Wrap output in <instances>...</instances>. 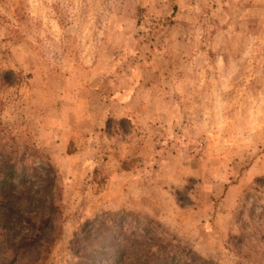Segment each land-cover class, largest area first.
<instances>
[{
	"label": "rangeland",
	"instance_id": "374dc122",
	"mask_svg": "<svg viewBox=\"0 0 264 264\" xmlns=\"http://www.w3.org/2000/svg\"><path fill=\"white\" fill-rule=\"evenodd\" d=\"M0 71V171L29 179L0 264H91L131 215L264 264V0H0Z\"/></svg>",
	"mask_w": 264,
	"mask_h": 264
},
{
	"label": "trees",
	"instance_id": "16d2710c",
	"mask_svg": "<svg viewBox=\"0 0 264 264\" xmlns=\"http://www.w3.org/2000/svg\"><path fill=\"white\" fill-rule=\"evenodd\" d=\"M13 73H2L0 71V84L7 87L14 86ZM5 162V161H4ZM0 171V198L4 194L6 198H1L2 215L13 217L24 215L21 204L15 198L16 192L29 182L23 176L18 175V164L6 162L2 163ZM19 172V171H18ZM26 185V184H25ZM4 199V200H3ZM1 213V211H0ZM48 218L53 219L56 215V208L51 206L47 210ZM129 219L136 220L135 223L125 224L120 233L112 237L109 243H99L95 246L97 254L104 264H216L212 260L200 258L193 251L178 244L175 238L168 237L164 227L154 220L143 217ZM48 222V221H47ZM50 226L43 224L39 229H47ZM89 256L91 264H96L98 259ZM77 264H87L80 262Z\"/></svg>",
	"mask_w": 264,
	"mask_h": 264
}]
</instances>
